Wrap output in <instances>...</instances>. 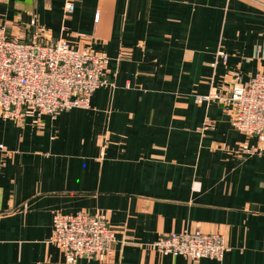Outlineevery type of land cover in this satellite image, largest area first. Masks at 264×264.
<instances>
[{
	"label": "crops",
	"instance_id": "1",
	"mask_svg": "<svg viewBox=\"0 0 264 264\" xmlns=\"http://www.w3.org/2000/svg\"><path fill=\"white\" fill-rule=\"evenodd\" d=\"M71 4L0 0V32L103 54L109 81L88 109L0 119V264H67L56 212L103 213L116 232L74 264H264V156L243 152L256 140L230 105L196 101L264 73V0ZM198 228L224 235L222 260L150 247Z\"/></svg>",
	"mask_w": 264,
	"mask_h": 264
},
{
	"label": "built area",
	"instance_id": "2",
	"mask_svg": "<svg viewBox=\"0 0 264 264\" xmlns=\"http://www.w3.org/2000/svg\"><path fill=\"white\" fill-rule=\"evenodd\" d=\"M67 0L65 11L74 9ZM98 19V18H97ZM42 33L30 41L0 32V119L18 120L27 111L54 116L71 109H88L93 94L107 86L108 59L90 50L72 48L65 40L43 43ZM223 62L227 57L219 54ZM216 100L231 104L232 127L256 140L243 152L264 155V73L255 74L246 84H235L225 94L196 97L197 102ZM212 125L207 124L204 130ZM2 146H0V149ZM51 242L62 252L67 264L80 259L99 258L116 243V232L103 213L53 215ZM161 255L193 260H222L228 247L222 234L203 233L199 228L161 235L150 244Z\"/></svg>",
	"mask_w": 264,
	"mask_h": 264
},
{
	"label": "rangeland",
	"instance_id": "3",
	"mask_svg": "<svg viewBox=\"0 0 264 264\" xmlns=\"http://www.w3.org/2000/svg\"><path fill=\"white\" fill-rule=\"evenodd\" d=\"M231 90V89H230ZM227 94H228V92H227ZM225 105H230L233 109H234V106H232L231 104H225ZM247 137V136H246ZM248 138H250V137H248ZM255 156H257V155H255ZM264 156V155H263Z\"/></svg>",
	"mask_w": 264,
	"mask_h": 264
}]
</instances>
